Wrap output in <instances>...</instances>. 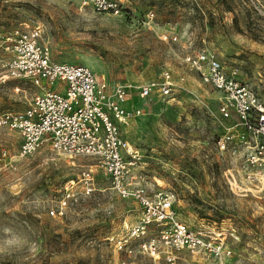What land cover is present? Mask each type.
<instances>
[{"label":"rangeland","instance_id":"374dc122","mask_svg":"<svg viewBox=\"0 0 264 264\" xmlns=\"http://www.w3.org/2000/svg\"><path fill=\"white\" fill-rule=\"evenodd\" d=\"M0 0V113L23 110L36 89L11 77L5 44L15 30L37 26L51 58L89 66L111 87L160 81L174 93L146 101L130 89L128 108L144 107L122 136L141 155L146 192L172 196L175 219L220 242L223 264H264V179L247 178L244 148L217 140L219 93L184 59L212 51L227 71L264 97V0ZM57 83L53 87H55ZM21 135L0 126V264H186L148 244L162 226L136 225L143 208L121 196L90 156L68 157L42 145L22 155ZM251 174V173H250ZM61 212L50 215L49 210ZM217 264L211 255L196 256Z\"/></svg>","mask_w":264,"mask_h":264},{"label":"built area","instance_id":"2783aa9c","mask_svg":"<svg viewBox=\"0 0 264 264\" xmlns=\"http://www.w3.org/2000/svg\"><path fill=\"white\" fill-rule=\"evenodd\" d=\"M93 1L98 9L118 11L113 2ZM4 48L10 52L4 63L8 74L27 80L36 89L23 110L0 113V126L21 135L22 155L48 145L52 151L68 157L90 156L121 196L134 197L143 208L137 233H144L149 223L169 224L162 226L157 239L149 242L150 252L155 253L162 244L169 260L175 258L174 252L186 250L193 257L186 264H205L195 258L202 255H211L218 259L217 264H223L224 249L219 241L211 236L204 238L175 219L171 195L161 190L153 196L147 194L144 177L136 169L141 155L121 134L120 126L128 125L145 111L144 107L124 105L130 89L135 88L146 101L164 100L174 93L175 83L167 70L162 72L160 81L117 83L110 87L89 66L53 60L37 26L15 30ZM184 61L189 69L197 71L202 82L220 94V119L235 116L217 140L218 146L243 147L247 178L252 175L254 180L263 181L264 97L240 80L236 69L227 71L208 49L186 55ZM59 212L49 210L50 215Z\"/></svg>","mask_w":264,"mask_h":264}]
</instances>
